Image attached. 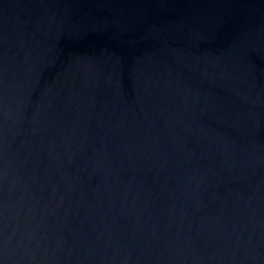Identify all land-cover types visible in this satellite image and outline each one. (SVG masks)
<instances>
[{
    "label": "water",
    "instance_id": "95a60500",
    "mask_svg": "<svg viewBox=\"0 0 264 264\" xmlns=\"http://www.w3.org/2000/svg\"><path fill=\"white\" fill-rule=\"evenodd\" d=\"M0 264H264V0H0Z\"/></svg>",
    "mask_w": 264,
    "mask_h": 264
}]
</instances>
